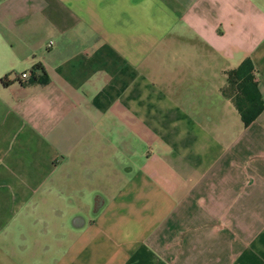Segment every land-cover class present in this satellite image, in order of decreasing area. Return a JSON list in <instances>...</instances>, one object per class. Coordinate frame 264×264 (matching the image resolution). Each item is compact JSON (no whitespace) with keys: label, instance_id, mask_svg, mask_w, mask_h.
Listing matches in <instances>:
<instances>
[{"label":"crops","instance_id":"0c3cea01","mask_svg":"<svg viewBox=\"0 0 264 264\" xmlns=\"http://www.w3.org/2000/svg\"><path fill=\"white\" fill-rule=\"evenodd\" d=\"M0 264H264V0H0Z\"/></svg>","mask_w":264,"mask_h":264},{"label":"trees","instance_id":"16d2710c","mask_svg":"<svg viewBox=\"0 0 264 264\" xmlns=\"http://www.w3.org/2000/svg\"><path fill=\"white\" fill-rule=\"evenodd\" d=\"M39 67V63L34 65V68ZM251 68V61L246 58L237 69L229 74L230 80L236 82V89L239 91V95L236 96L234 101L245 126L253 121L263 108V101L256 93L253 76L250 74ZM1 80L4 81V84L8 83L5 77Z\"/></svg>","mask_w":264,"mask_h":264},{"label":"built area","instance_id":"2783aa9c","mask_svg":"<svg viewBox=\"0 0 264 264\" xmlns=\"http://www.w3.org/2000/svg\"><path fill=\"white\" fill-rule=\"evenodd\" d=\"M28 76V73L27 72H23L22 74H21V78H26Z\"/></svg>","mask_w":264,"mask_h":264}]
</instances>
